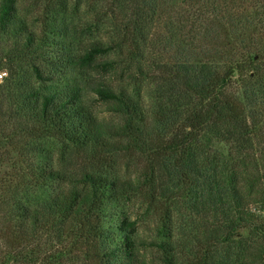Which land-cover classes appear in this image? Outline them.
Instances as JSON below:
<instances>
[{
  "label": "trees",
  "instance_id": "trees-1",
  "mask_svg": "<svg viewBox=\"0 0 264 264\" xmlns=\"http://www.w3.org/2000/svg\"><path fill=\"white\" fill-rule=\"evenodd\" d=\"M25 1L0 0V149L24 171L0 264H264V0ZM53 146L142 164L76 172Z\"/></svg>",
  "mask_w": 264,
  "mask_h": 264
},
{
  "label": "rangeland",
  "instance_id": "rangeland-1",
  "mask_svg": "<svg viewBox=\"0 0 264 264\" xmlns=\"http://www.w3.org/2000/svg\"><path fill=\"white\" fill-rule=\"evenodd\" d=\"M27 3L28 2L24 0L22 6L25 7ZM160 30L163 31L162 29ZM172 53L173 51H170V54ZM0 74L2 76L0 78L1 83L3 78L6 76V72L2 71ZM94 76H97V79H99L98 73H94ZM87 101L97 116L100 118H107L109 116L108 113L105 112V105L94 101L93 96H88ZM52 144L57 146L53 142ZM55 146L53 147L56 154L53 156V160L58 159L59 161L65 163L66 166L74 168L76 172L90 170L102 173L110 178L128 179L136 175V172H138L142 164L140 156L134 153L119 154L107 159H93L91 162H89L85 157L78 156V154L73 152H65V154L63 153V158H61L59 149ZM19 147L20 144L17 148L4 147L3 149H0V200L8 199L12 194L17 192H15V190H20L19 188L22 184L21 176L24 171L22 169L23 159L21 158L22 155L19 153ZM137 199H139L138 196L135 200L132 199L129 202V212L132 219L137 221L140 236L147 239L153 236L152 221L154 217H147L144 212V207L138 208L141 201ZM146 253L148 257L152 255L151 251H146Z\"/></svg>",
  "mask_w": 264,
  "mask_h": 264
},
{
  "label": "built area",
  "instance_id": "built-area-1",
  "mask_svg": "<svg viewBox=\"0 0 264 264\" xmlns=\"http://www.w3.org/2000/svg\"><path fill=\"white\" fill-rule=\"evenodd\" d=\"M0 78H1V74H0Z\"/></svg>",
  "mask_w": 264,
  "mask_h": 264
}]
</instances>
